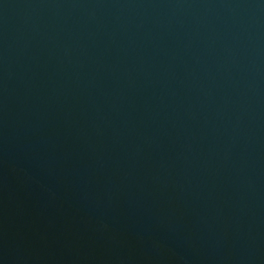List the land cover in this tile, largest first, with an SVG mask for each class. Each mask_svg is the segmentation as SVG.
<instances>
[{
	"label": "water",
	"instance_id": "water-1",
	"mask_svg": "<svg viewBox=\"0 0 264 264\" xmlns=\"http://www.w3.org/2000/svg\"><path fill=\"white\" fill-rule=\"evenodd\" d=\"M0 264H264V0H0Z\"/></svg>",
	"mask_w": 264,
	"mask_h": 264
}]
</instances>
